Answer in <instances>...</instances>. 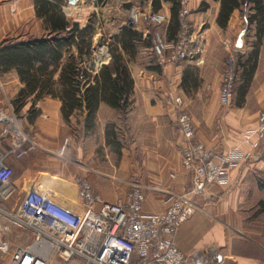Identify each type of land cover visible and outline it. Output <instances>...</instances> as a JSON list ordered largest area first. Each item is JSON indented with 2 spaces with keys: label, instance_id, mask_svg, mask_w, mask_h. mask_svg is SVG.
I'll return each mask as SVG.
<instances>
[{
  "label": "crops",
  "instance_id": "obj_1",
  "mask_svg": "<svg viewBox=\"0 0 264 264\" xmlns=\"http://www.w3.org/2000/svg\"><path fill=\"white\" fill-rule=\"evenodd\" d=\"M44 1L49 2L56 12L62 13L54 5V0H42L43 3ZM101 1L103 6L116 7L114 9L124 17L111 20L115 31L110 34L105 45L104 60L98 55L100 35L97 32L95 35L93 32L92 54H83L77 58L79 66L87 68L92 75L98 72L102 64L110 62L113 46H119L125 59L130 56L116 38L124 28H131L127 25L126 17L131 6H136L143 12L141 22L132 29L142 34V41L151 46V54L156 59L158 57L149 40L151 33L159 32L167 42L178 39L179 28L175 29L171 20L174 0ZM254 4L242 2L225 19L220 16L222 0H188L187 5L191 11L189 19L193 26L190 42L192 55L184 62L161 66L154 63V67L127 62L134 80L129 98L131 110L127 113L119 106L101 101L95 117L104 142L109 139L110 134L119 139L122 136L130 142H122L116 148L123 158L116 164L112 179L89 175L95 189L104 199L113 200L118 195V188H124L131 182L139 183L145 186L144 211L154 213L164 208V194L150 187L162 185L166 189L182 193L190 186L192 178L182 164L184 142L177 130V108L174 104L176 97L182 99L183 106L190 113L199 141L219 152H226L232 147L243 151L251 149L243 143L242 135L257 124L259 110L264 105V79L259 81V86L244 80L242 92L234 95L228 108H223L220 103V87L224 68L221 57L226 51L224 43L235 36L240 42L243 22L250 26L257 24L260 34L264 35V18L261 24H258L256 18L251 21L255 15V10L251 9ZM153 12L165 13L169 21L161 25L150 23L148 15ZM64 16L70 23L69 27L74 22H78L82 28L94 25L93 16L84 25L70 20L65 14ZM56 33L57 30L53 29L37 0H33L32 4L31 0H0V46L9 41L52 37ZM197 37L204 40L201 50L196 48ZM137 42L135 40L136 44ZM238 42L236 46H241ZM74 53L78 54L76 48ZM67 59L68 55L64 53L61 65ZM61 67L55 72V79L60 76ZM253 80L257 82V75ZM92 83L93 80L87 86ZM25 87L26 83L21 79L16 66L0 64V89L11 88L17 94ZM40 90L39 87L34 89L35 92ZM62 105L60 99L51 96L37 100L34 95L29 97L21 110H25L30 121L37 125L34 138L39 147L22 158L10 155L5 162L13 167V183L23 193L34 184H45L46 181L55 184V176L65 177L75 188L69 198L61 193L62 196L58 194L57 199L82 213L85 206L78 197L77 169L74 171L75 176L70 174L71 179L74 177L71 181L55 160L63 141L67 139L65 125L72 124L73 127L74 122L76 130L70 128L69 131L70 163L77 165L79 159L87 162L91 157L92 153L86 152L83 144L79 146L74 139L77 134H73V131L79 132L82 139H85L84 143H87L91 132V128L85 124L88 111L77 110L68 121L63 116ZM8 149V142L0 139V156ZM254 153L253 157L245 159L230 171L227 184H214L202 196L194 198L195 211L173 237L174 243L187 256L199 253L206 259V264H215V255L221 253L223 258L217 264H264V142ZM172 173L175 177H171ZM48 175L52 177V181ZM9 205L13 206L11 203Z\"/></svg>",
  "mask_w": 264,
  "mask_h": 264
},
{
  "label": "built area",
  "instance_id": "obj_2",
  "mask_svg": "<svg viewBox=\"0 0 264 264\" xmlns=\"http://www.w3.org/2000/svg\"><path fill=\"white\" fill-rule=\"evenodd\" d=\"M187 3L188 0H181L180 32L175 42H167L159 32L155 33L152 48L161 65L181 62L192 55ZM142 16L138 7L131 6L128 24L138 25ZM168 19L163 12L148 15L149 22L156 25ZM203 43L201 37L195 39L197 50L202 49ZM223 76L220 103L227 107L234 95L236 76L231 69ZM174 103L178 110V133L184 142L182 164L192 180L182 193L162 185L150 187L164 194V208L154 213L144 211L145 186L139 183H133L111 201L97 193L87 178H76L78 197L85 206L82 213L59 202L57 191L43 183L32 185L21 196L12 182L14 169L5 159L10 155L22 158L39 145L15 120L1 115L0 139L9 144L8 151L0 156V251H11L4 264H49L54 252L66 261L79 258L82 264H206L199 253L187 256L173 237L195 211L194 198L214 184H227L230 171L258 151L264 142V106L258 113L257 124L242 135L243 143L251 149L232 147L219 152L196 138L191 115L181 106L182 99L176 97ZM15 195V203L9 208L7 202ZM11 226L28 231V243L12 249V242L5 237ZM222 258L221 253L216 254L215 264Z\"/></svg>",
  "mask_w": 264,
  "mask_h": 264
},
{
  "label": "trees",
  "instance_id": "obj_3",
  "mask_svg": "<svg viewBox=\"0 0 264 264\" xmlns=\"http://www.w3.org/2000/svg\"><path fill=\"white\" fill-rule=\"evenodd\" d=\"M239 1L255 3L251 7L253 11L255 10L251 21L256 18L258 24L263 22V0H222L221 18L226 19L234 8L240 7ZM173 5L171 20L175 29L180 30L179 14L183 5L181 0H174ZM43 12L48 16L53 29L57 30L55 35L9 41L0 46V64L16 66L21 79L26 83V87L15 98L16 109L20 110L32 95L36 100L51 96L62 101V113L68 121L75 111L86 109L88 114L85 124L88 128L94 125L101 101L119 106L125 111L131 104L129 98L134 80L127 60L119 51V46L115 45L111 48L110 62L102 64L98 72L92 75L87 68L79 66L77 61V58L83 54L88 56L92 54V28H82L78 22H74L69 27L70 23L64 14L56 12L47 1H44ZM142 38L141 33L126 27L116 39L124 51L133 55L136 47L135 40L142 41ZM149 40L150 43H154V33L150 34ZM74 48L78 54L74 53ZM64 53L68 55V59L61 65ZM60 66H62L60 76L55 79L54 74ZM92 80L93 83L87 86ZM38 87L41 90L35 92L34 89Z\"/></svg>",
  "mask_w": 264,
  "mask_h": 264
},
{
  "label": "rangeland",
  "instance_id": "obj_4",
  "mask_svg": "<svg viewBox=\"0 0 264 264\" xmlns=\"http://www.w3.org/2000/svg\"><path fill=\"white\" fill-rule=\"evenodd\" d=\"M32 1L33 0H31V4ZM54 1H55L54 5L57 6L63 14H65L72 21L75 20L79 21L82 25L86 23L88 18L93 16L94 25L91 28L92 31L94 32V35L95 32H97L100 35L98 41L100 45L98 50L99 51L98 55L100 59L104 60L106 55L105 45L107 44L110 38V34L113 33V31H115V28L112 26L111 20L113 18H116L115 20H117V18H123L124 16H122V13L117 11V9H114L116 7L111 8V7L103 6L101 0H78L74 5L69 4L68 0H54ZM37 3H39L43 7L44 3L42 2V0L39 1L37 0ZM190 13L191 11L189 12L186 18L188 19V22L190 24L189 33L192 32L193 30L192 21L191 19H189ZM126 17H127V25L130 26L128 24V14ZM136 26H130V27L134 28ZM241 27H242L241 29L243 30V35L240 40L241 43L238 42L239 39L236 36L234 38H230L229 40H227L226 43H224V47L226 51H224L225 53L221 57V62L224 66L222 76L227 72V69H231L234 75L236 76V81L234 85V90H235L234 95L236 93L242 92L241 89L244 80L245 82L249 81L250 83H253L254 86H259V81L264 79V35L260 34L261 30L259 29V26L257 24L250 26L249 23L247 24V22H243ZM237 42L238 45L241 44L242 45L236 46ZM153 44L154 43L152 42V46ZM136 45L137 46L135 48V53L133 55L130 54V56L127 57L128 60L126 59L129 64H133L134 62L142 67H154L155 66L154 63H156L158 66H161V64L159 63V59H156L154 54H151L152 49L149 44L145 43L144 41H138ZM181 62H184V60ZM176 63H180V62H176ZM256 75H257V82L256 80L255 81L253 80L254 76ZM17 94H15L11 88L0 89V116L2 115L4 118L7 117L14 119L26 133L34 137V133L37 130V125L33 124L30 121V117L25 114V110L16 109V104L14 103V101ZM181 106L182 108L187 110V108L183 106V103ZM228 106L223 108H228ZM130 110L131 107H128L125 111L129 113ZM177 114H178V110H177ZM75 124L76 123L74 122L73 127L71 126L72 124L65 125V132L66 134H68L67 139L63 141V145L61 146L60 151L57 153L56 155L57 159L55 161L57 163L58 162L60 163L63 170H65L64 174L67 175L68 179L71 181L74 180V177L71 179L70 174H73L72 176H75L74 171L76 169L78 171V174L76 176L77 178L79 177L87 178L91 183L92 180L89 177V175L104 179H112L114 177L116 164L119 163L123 158V155L118 153L116 151V148L119 147V145L122 142H124L125 144H129L130 142L126 140V138H123L122 136H120L119 139V137H116L115 135L112 134H110L109 139H107L106 142H104L101 134V129L99 126H97L94 120V125L91 127L90 130L91 132L89 134L90 138L87 140V143H84L85 139L84 140L82 139L83 137L80 136V133L74 132L76 130V127H74L76 126ZM2 125L3 123L0 124V132ZM70 128L74 130L73 134H77V138L74 139L77 140L79 146L80 144H83L85 151L89 152L90 154L92 153L91 157L87 159V162L79 159L77 163L74 161L77 165L70 163L69 160ZM83 173H87V174L85 175ZM55 177L56 178L53 179V181H55V184L52 183L49 184L46 181L47 182V183L45 182L46 186L50 189L56 190L60 196H62L63 194L66 195L67 198H69V195H71V192L73 193V188H75V186H71L69 182L65 180V177H61V176L59 177L55 176ZM48 178L49 180L52 181V177L48 175ZM133 183L134 182H131L129 185H127L124 188H118L116 190V194L119 195L128 191ZM19 194H22L21 196L24 195L23 191L21 192L19 191ZM15 200H16V195L12 199H10V201L7 202V206H9V208H12V206L9 205V203L14 205ZM2 220L4 221V219ZM28 235H29L28 231L18 228L16 226H11L10 230L6 232L5 237L12 242V249H13L15 246L28 243L29 241ZM10 253L11 251L9 252L0 251V264H4L9 260ZM49 264H82V261L79 258H72L69 261H66L65 258L61 257L58 254V252H54L50 258Z\"/></svg>",
  "mask_w": 264,
  "mask_h": 264
},
{
  "label": "water",
  "instance_id": "obj_5",
  "mask_svg": "<svg viewBox=\"0 0 264 264\" xmlns=\"http://www.w3.org/2000/svg\"><path fill=\"white\" fill-rule=\"evenodd\" d=\"M78 0H68V2L72 5H74Z\"/></svg>",
  "mask_w": 264,
  "mask_h": 264
},
{
  "label": "bare ground",
  "instance_id": "obj_6",
  "mask_svg": "<svg viewBox=\"0 0 264 264\" xmlns=\"http://www.w3.org/2000/svg\"><path fill=\"white\" fill-rule=\"evenodd\" d=\"M8 120H10V121H13L14 119H11V118H7Z\"/></svg>",
  "mask_w": 264,
  "mask_h": 264
}]
</instances>
